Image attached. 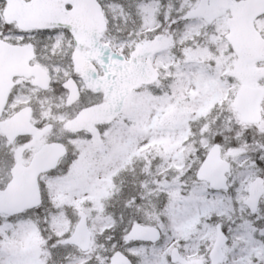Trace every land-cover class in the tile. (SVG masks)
<instances>
[{
    "label": "rangeland",
    "instance_id": "1",
    "mask_svg": "<svg viewBox=\"0 0 264 264\" xmlns=\"http://www.w3.org/2000/svg\"><path fill=\"white\" fill-rule=\"evenodd\" d=\"M102 1L112 25L129 30L122 34L123 42L118 41L120 33H112L114 48L99 46L105 65H132L136 48L160 33L168 34L170 44L145 58L156 71L152 85L141 74L138 79L113 75L106 80L110 97L121 96L125 106L109 127H92L73 140L72 161L66 159L57 173L42 178L46 206L24 216L0 215V234L12 240L8 249H0V264L9 259L39 264L28 262L34 235L71 234L81 209L88 214L93 235L121 234L135 221L158 226L163 238L157 247L132 250L138 264H172L169 255L175 246L188 258H204L217 225L229 238L224 264H264V195L255 214L245 205L249 183L258 175L264 178L258 163L264 161V120L256 126L242 124L232 106L241 82L233 76L236 55L225 38L229 14L208 25L201 19L181 21L198 0ZM136 15L141 24L131 21ZM257 27L264 34V17ZM16 31L0 20L2 38L17 43L27 39L41 48L40 35L23 37ZM247 83L264 87V77ZM16 102L20 107L29 97ZM169 109L187 112L190 122L159 126V117ZM217 137L224 158L232 163L228 191H215L196 178ZM14 147L0 133V157L9 160L7 169L0 166V183L8 177ZM113 191L116 200L106 203ZM85 258L65 254L64 264H83Z\"/></svg>",
    "mask_w": 264,
    "mask_h": 264
},
{
    "label": "water",
    "instance_id": "2",
    "mask_svg": "<svg viewBox=\"0 0 264 264\" xmlns=\"http://www.w3.org/2000/svg\"><path fill=\"white\" fill-rule=\"evenodd\" d=\"M92 4L93 15L100 24L103 20L100 5L96 0H88ZM7 8L4 10V18L7 23L16 21L20 29L34 30L59 26L62 19L76 17L80 3L84 0H6ZM70 3L74 9L67 11L64 4ZM227 11L231 12L228 20L230 27L226 38L238 56L234 68V75L241 81L264 75V67L250 68L249 64L258 59H264V38L255 27V20L264 14V0H199L198 5L185 14L182 20L201 17L208 23L222 16ZM96 25V24H95ZM73 26V25H72ZM78 36L85 33L78 32ZM84 40V39H83ZM165 36L160 35L145 48H139V56H147L160 52L168 45ZM34 58L33 46L10 44L0 39V131L9 142H13L20 135H32L33 138L25 147L16 149V164L11 170L12 179L4 191H0V214H20L25 210L35 208L41 204V194L38 178L40 174L54 169L61 157L66 154V147L61 143H49L33 156L28 166L22 164L23 152L27 148L36 146L43 135L49 131L50 126L41 130L31 123V108L24 107L7 120H1L3 109L7 103L10 89L15 84L12 79L15 76H35L34 84L47 87L49 77L38 65H31ZM152 73L149 74L151 76ZM44 84V85H43ZM264 98V89L252 87L247 84L241 86L234 99L233 105L240 113V119L246 123H259L262 121L261 103ZM121 111L119 101L93 108L83 112L76 120L68 124V127L82 130L93 122H110ZM189 120L186 112L169 110L163 113L159 120L160 126L183 125ZM231 171V163L222 158V150L219 144H214L208 151L200 165L196 177L200 181H206L215 190H228V173ZM246 205L254 213L257 211L260 199L264 194V179L255 178L248 187ZM80 219L75 227L73 236L67 242L77 244L83 251H87L91 239L88 227L87 214L79 213ZM13 216V215H11ZM129 240H141L157 242L161 238V230L155 226L136 224L128 232ZM227 237L218 227V237L215 246L210 253L212 264L223 261L222 248ZM173 262L183 264H201V260L189 261L183 258L178 248L171 254ZM127 258L120 252L112 258L111 264H126Z\"/></svg>",
    "mask_w": 264,
    "mask_h": 264
},
{
    "label": "flooded vegetation",
    "instance_id": "3",
    "mask_svg": "<svg viewBox=\"0 0 264 264\" xmlns=\"http://www.w3.org/2000/svg\"><path fill=\"white\" fill-rule=\"evenodd\" d=\"M97 1L102 8L104 18L103 20H100L99 25L97 24L95 15H93L92 4L88 0H84V2L79 4L81 6L79 7L76 17L62 19V24L60 22V25L57 27L46 28L43 30L21 31L17 28V24L14 23L10 25L15 26L16 30L26 37L35 33L41 35V48L38 49L37 46L33 44L35 56L31 64L41 66L49 77V82L45 88L34 85L33 76L30 78L16 76L12 79L16 84L10 89L7 104L3 112V118L6 119L21 108L29 106L31 107V121L34 126L39 129L50 126L49 131L41 138L36 147L28 148L23 152L22 163L24 165L30 164L35 152L44 144L58 142L64 144L67 148V154L60 159L57 168L40 175L39 185L43 183L42 178L57 173L66 159L68 163L72 161L73 156L70 153V143L73 140H76L92 127H109L115 120L111 123L94 122L86 125L82 130L68 127V124L71 121L76 120L86 110L101 106L113 99H121L124 108L125 103L121 96L116 98L110 97L111 92L110 89H107L106 87V80L109 79L110 76L113 77V75L115 78L133 77L138 79L140 74L145 79L144 66H141L142 63L145 62V58L136 56L137 58L130 60L132 65L115 62L112 64V67V62L108 66L101 61L100 53L98 52L99 46H110L114 48L116 43L113 41L112 33H120V36L118 37L120 40L118 41L123 42L125 39L122 34L127 33L129 30L127 26L124 25L113 26L107 12V6L102 0ZM5 6V1L0 0L1 12H3ZM64 8L69 11L72 10L73 5L67 3L64 4ZM136 16L131 17V21L141 24L142 20L139 15ZM98 29L99 32L95 37H90V34ZM77 31L85 34L80 38ZM83 38L84 40H82ZM20 44H30V41L22 42ZM120 54L122 55V53ZM21 97H29V102L18 107L16 100ZM34 98L36 101L33 100ZM39 113H41V115ZM32 138L33 136L31 135L18 136L16 140L10 144L15 146L13 149V162L9 168L8 177L4 182L0 183V188H4L12 178L11 170L16 164V149L27 145ZM44 192L46 193L45 189ZM40 193L42 198L41 189ZM117 196L118 193L112 192V203L116 200ZM121 203H125V201H121ZM46 204L47 199L44 201L42 208H44ZM136 205L139 206L138 203H135V207ZM119 206H121V204ZM32 211H37V208ZM136 222L137 221L133 223ZM126 228V232L121 234L92 235L89 250L87 252H82L78 245L65 242L72 234L61 236L52 234L34 235V237H36L34 242L36 243L32 250V256L30 255L31 259H29L28 262L32 263L36 260L39 264H64V256L67 254V256L72 259L86 257L83 264H110L113 255L120 252L127 258L126 264H130V262L131 264H138L139 258L131 253L132 250L144 246H151L154 248L158 246V242L150 243L129 240V226ZM8 237H10V235L0 234L1 250L9 248V242L12 240L7 239ZM215 241L216 236L207 256L200 258L202 260L201 264H212L210 253ZM227 243L223 246L224 259L219 264H224L227 260V255L224 252V247ZM175 247L178 248V251L183 258L192 260V258L186 257L178 246ZM169 259L172 264H183L179 261L173 262L171 254L169 255Z\"/></svg>",
    "mask_w": 264,
    "mask_h": 264
},
{
    "label": "snow or ice",
    "instance_id": "4",
    "mask_svg": "<svg viewBox=\"0 0 264 264\" xmlns=\"http://www.w3.org/2000/svg\"><path fill=\"white\" fill-rule=\"evenodd\" d=\"M219 139L220 138L217 137V142H219ZM258 163H259V166L261 168H264V161H258ZM0 166L4 167L5 169H7L9 167V160L7 157H0ZM6 188H7V185H5L4 188H0V191H4V190H6ZM39 188L41 189V192H42V201H41L40 208H37L38 211L43 207L44 201L47 199V195L44 192L45 185L43 183H41L39 185ZM10 215H14V213H10ZM7 264H17V261H15L14 259H9L7 261ZM130 264H131V262H130Z\"/></svg>",
    "mask_w": 264,
    "mask_h": 264
}]
</instances>
